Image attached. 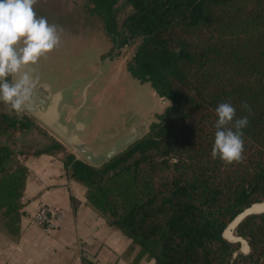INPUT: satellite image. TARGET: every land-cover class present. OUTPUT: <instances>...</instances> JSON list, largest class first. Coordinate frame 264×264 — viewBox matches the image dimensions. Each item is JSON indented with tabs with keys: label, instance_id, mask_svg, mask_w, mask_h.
I'll return each mask as SVG.
<instances>
[{
	"label": "trees",
	"instance_id": "trees-1",
	"mask_svg": "<svg viewBox=\"0 0 264 264\" xmlns=\"http://www.w3.org/2000/svg\"><path fill=\"white\" fill-rule=\"evenodd\" d=\"M119 2L129 7L121 23ZM83 7L117 47L137 40L126 70L169 103L145 135L100 166L54 138L33 151L12 148L10 139L37 125L0 109L5 227L22 213L21 156L59 154L87 201L138 247L129 264H264V211L234 227L245 252L240 240L223 236L234 218L264 200V0H84ZM224 101L248 116L241 158L231 163L210 155L215 108Z\"/></svg>",
	"mask_w": 264,
	"mask_h": 264
},
{
	"label": "rangeland",
	"instance_id": "rangeland-1",
	"mask_svg": "<svg viewBox=\"0 0 264 264\" xmlns=\"http://www.w3.org/2000/svg\"><path fill=\"white\" fill-rule=\"evenodd\" d=\"M83 5L84 0H35L36 14L47 17L61 31L60 43L30 67L34 69V76L49 79L54 88L69 91L64 112H69V118L83 122L85 127L79 135L91 149H98L134 123L146 119L149 125L155 113L169 101L159 97L148 82L133 78L126 70V61L137 40H128L127 45L117 47L112 37L104 32L100 18L88 14ZM117 9L120 20L129 7L119 2ZM0 109L10 111L11 106L0 102ZM17 112L30 116L37 126L17 133L14 147L32 148L33 151L54 138L82 159L24 109ZM11 141L13 138L10 145Z\"/></svg>",
	"mask_w": 264,
	"mask_h": 264
},
{
	"label": "crops",
	"instance_id": "crops-1",
	"mask_svg": "<svg viewBox=\"0 0 264 264\" xmlns=\"http://www.w3.org/2000/svg\"><path fill=\"white\" fill-rule=\"evenodd\" d=\"M15 139L11 147L18 149ZM21 159L27 169L22 213L10 228L0 217V264L131 263L138 247L87 201L85 186L67 175L59 154L30 153ZM40 202L54 211L49 230L30 221Z\"/></svg>",
	"mask_w": 264,
	"mask_h": 264
},
{
	"label": "clouds",
	"instance_id": "clouds-1",
	"mask_svg": "<svg viewBox=\"0 0 264 264\" xmlns=\"http://www.w3.org/2000/svg\"><path fill=\"white\" fill-rule=\"evenodd\" d=\"M34 3L35 0H0V102L16 111L25 108L33 89L34 69L30 65L60 43L61 29L47 17L38 16ZM215 114L210 155L226 163L238 161L248 116H237L236 108L227 101L217 104Z\"/></svg>",
	"mask_w": 264,
	"mask_h": 264
},
{
	"label": "water",
	"instance_id": "water-1",
	"mask_svg": "<svg viewBox=\"0 0 264 264\" xmlns=\"http://www.w3.org/2000/svg\"><path fill=\"white\" fill-rule=\"evenodd\" d=\"M68 92L63 88H54L52 81L49 79L34 76L33 89L24 110L50 129L62 142L72 147L89 164L93 166L104 164L147 133L149 125H147V120L144 119L132 124L120 135L113 138L108 145L91 149L78 133L83 131L85 127L83 122L68 118L67 114L65 117L66 107L64 102L67 101ZM153 120L151 119L149 124ZM241 219L235 223L234 227ZM239 251L245 252L241 249Z\"/></svg>",
	"mask_w": 264,
	"mask_h": 264
},
{
	"label": "bare ground",
	"instance_id": "bare-ground-1",
	"mask_svg": "<svg viewBox=\"0 0 264 264\" xmlns=\"http://www.w3.org/2000/svg\"><path fill=\"white\" fill-rule=\"evenodd\" d=\"M264 211V200L261 202H257V203H253L251 206H249L248 208H246L240 215H238L224 230L223 232V236L233 239V240H241L242 241V246H241V250L242 251H246L248 249V247L246 248V242H244V239L236 237L233 233V229H234V225L235 223L241 219V217H243L246 214L249 213H259ZM235 237V238H234Z\"/></svg>",
	"mask_w": 264,
	"mask_h": 264
},
{
	"label": "built area",
	"instance_id": "built-area-1",
	"mask_svg": "<svg viewBox=\"0 0 264 264\" xmlns=\"http://www.w3.org/2000/svg\"><path fill=\"white\" fill-rule=\"evenodd\" d=\"M51 210L45 203H38L37 209L34 214L30 217V221L42 227L45 230H49L52 226V213Z\"/></svg>",
	"mask_w": 264,
	"mask_h": 264
}]
</instances>
